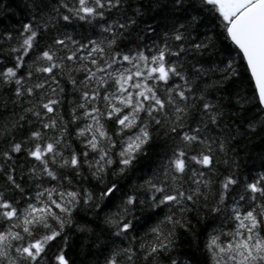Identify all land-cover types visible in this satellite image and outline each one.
<instances>
[{
  "label": "snow or ice",
  "instance_id": "snow-or-ice-1",
  "mask_svg": "<svg viewBox=\"0 0 264 264\" xmlns=\"http://www.w3.org/2000/svg\"><path fill=\"white\" fill-rule=\"evenodd\" d=\"M124 3L27 0L26 22L0 31L2 106L18 109L0 131V264H76L81 211L99 221L103 264H197L172 252L207 220L219 224L197 245L203 264H264V153L247 175L229 156L237 136L264 133V0H169L162 42L135 48L121 46L136 23ZM190 9L233 46L222 67L186 68L216 49ZM76 22L92 34L61 31ZM158 148L161 163L136 175Z\"/></svg>",
  "mask_w": 264,
  "mask_h": 264
},
{
  "label": "trees",
  "instance_id": "trees-1",
  "mask_svg": "<svg viewBox=\"0 0 264 264\" xmlns=\"http://www.w3.org/2000/svg\"><path fill=\"white\" fill-rule=\"evenodd\" d=\"M26 2L27 0H0V31L4 29H18L22 22H26V17H29V10L25 8ZM193 2L198 4L199 0H193ZM168 3L169 0H125V3L122 5V10L125 15L133 17L136 23L131 26V31L125 34L126 38L123 40L121 46L135 48L137 44L141 46H152L154 43H161L165 26L171 23V19H165V17H171L172 15L164 8V5ZM137 9L140 10V15H135ZM189 11L192 15L201 16L200 23L196 26V31L193 35L198 36L199 39H203L206 35L212 36L215 40L216 49L211 55L205 53L203 56L195 58L189 53L188 56L184 58L187 61L186 68L190 71L197 59L201 61L205 68L213 64L222 67L223 65L220 64L221 60L228 55L227 50L233 46L229 41H225L223 37H217L221 29L217 26L215 19L210 14L198 13L192 9ZM120 15L121 12L113 11L111 18H117ZM185 15L184 13L175 14L176 17H180L181 22H183ZM80 23L81 22H76L66 29H61V31H67L69 34L77 35V38H79V34L85 32L91 35L92 33L87 31L88 26L85 25L82 28L80 27ZM146 24H150L156 29L155 34L145 31ZM158 24L159 27H157ZM56 27H58V25ZM52 34H56L54 29ZM10 43L15 44V41H11ZM8 46L7 43H0V48L2 49L6 50ZM233 55H235V53H233ZM4 59H6L5 52L0 51V61ZM241 71L243 70L241 69ZM218 78L219 73H216L211 75L210 79L209 77H203L202 79L210 83L212 80ZM226 88L227 90L213 93L209 98H219L226 102L228 91L234 92L237 88H247L246 80L229 84ZM8 95L9 93L4 88H0V131L3 130V126L6 123H10L16 118L14 112L18 111V109H14L11 104H8L7 108L2 106L3 102L8 98ZM248 95L250 96L251 93L248 92ZM64 110H67V104H65ZM251 114L252 113H250V115ZM3 139V135H0V146L3 145ZM232 146L235 148V153L230 152L229 156H237L238 162L241 165L240 170L245 175L254 173L260 169L262 162L260 157L261 154L264 153V133H258L251 138L237 136L236 140L232 142ZM162 158L163 151L158 148L154 154L141 162V171L136 173V175L150 173L152 168L161 163ZM217 167L220 172L226 170L223 164ZM77 220L80 226L85 228V231L78 232L73 228V231L70 233L71 249L69 250V255L76 264H95L97 260L100 261V264H103V255L101 254L103 249L97 246L98 242L96 240V236L100 232L99 221L95 220L90 212L85 211H81L78 214ZM193 223L195 224L196 221L193 220ZM218 224L219 220H207L197 225L194 234L181 237V242L172 252V255L183 260L185 256L194 254L197 259V264H203L205 257L202 253L197 251V245L202 247L204 238L208 232L211 231L212 228L217 227Z\"/></svg>",
  "mask_w": 264,
  "mask_h": 264
}]
</instances>
